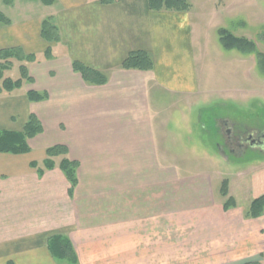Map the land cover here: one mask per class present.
Listing matches in <instances>:
<instances>
[{"label":"crops","instance_id":"0c3cea01","mask_svg":"<svg viewBox=\"0 0 264 264\" xmlns=\"http://www.w3.org/2000/svg\"><path fill=\"white\" fill-rule=\"evenodd\" d=\"M1 1L10 23L0 21V51L38 58L27 64L33 84L0 95V130L21 131L33 114L42 132L28 153H0V264L264 263V215L246 216L264 196V155L233 184L185 173L158 137L160 119L165 128L154 95L201 92L191 11L152 10L149 0H56L40 15L30 13L40 0ZM48 17L58 42L42 37ZM135 51L149 53L153 69L123 68ZM75 61L108 81H86ZM30 90L47 98L31 101ZM57 144L78 162L73 189L58 166L44 174L33 166ZM225 180L237 202L229 210ZM55 235L71 242L76 263L52 254Z\"/></svg>","mask_w":264,"mask_h":264},{"label":"rangeland","instance_id":"374dc122","mask_svg":"<svg viewBox=\"0 0 264 264\" xmlns=\"http://www.w3.org/2000/svg\"><path fill=\"white\" fill-rule=\"evenodd\" d=\"M189 3L201 92L191 100H180L164 92L154 95V110L162 111L165 128H159L160 119L158 137L162 138L168 161L180 163L185 173H206L218 179L240 181L262 161L245 163L257 162L264 154L228 153V158L225 157L226 123L236 124L248 133L264 131V73L258 67L256 54L223 48L219 31L226 29L237 37L253 40L258 51L264 53V0H189ZM1 5L0 0V8ZM53 11L54 8L36 1L30 13L47 15ZM14 62L6 76L19 79L20 63ZM25 82L26 86L33 84L28 79ZM217 123L221 126L220 133L216 132Z\"/></svg>","mask_w":264,"mask_h":264},{"label":"trees","instance_id":"16d2710c","mask_svg":"<svg viewBox=\"0 0 264 264\" xmlns=\"http://www.w3.org/2000/svg\"><path fill=\"white\" fill-rule=\"evenodd\" d=\"M6 5L13 4L14 0H3ZM32 1V0H31ZM45 5H52L56 0H40ZM104 3H110L114 0H100ZM150 8L152 10H172V11H188L191 6L189 0H149ZM0 21L2 23H10L9 19L0 13ZM42 37L49 42H58L60 40V33L57 26L53 23L51 17L43 20L41 27ZM220 43L223 48L227 50H238L245 55L256 54L258 67L264 73V53L258 51L255 41L245 37H237L226 29L220 31ZM45 56H51L48 49ZM37 56L30 54L26 55L19 48L4 49L0 51V95L4 93H13L19 91L25 82V79L31 81L28 73L26 63L20 65L21 77L19 79H12L6 76V72L13 66L14 61H30L35 62ZM126 69H145L151 70L154 67V61L151 55L145 51H135L129 54L128 58L122 64ZM74 69L80 72L83 78L95 84H103L108 81L107 75L92 69L85 64L75 61ZM28 98L31 101H42L47 98V93L30 90ZM42 132V124L35 115H30L24 129L21 131L0 130V153L24 154L30 151L28 140L35 137ZM34 167L39 168L40 174H44L47 170L58 166L66 175L72 189L77 184V168L78 162L72 160L68 156V148L65 145L57 144L47 149V159L42 165L38 163L33 164ZM221 194L225 198L224 208L229 210L237 206L236 200L229 196L228 182L225 180L222 184ZM264 215V196L254 199L246 216L250 218H257ZM49 248L54 256L59 259H64L76 263L77 256L71 242L62 235H55L50 239ZM245 264H264L262 262H248Z\"/></svg>","mask_w":264,"mask_h":264},{"label":"flooded vegetation","instance_id":"af4514ba","mask_svg":"<svg viewBox=\"0 0 264 264\" xmlns=\"http://www.w3.org/2000/svg\"><path fill=\"white\" fill-rule=\"evenodd\" d=\"M228 126L226 130V151H223V155L228 157L229 154L233 155H243L246 152H257L264 154V131H255L248 133L249 131H243L236 127V124L233 126Z\"/></svg>","mask_w":264,"mask_h":264}]
</instances>
